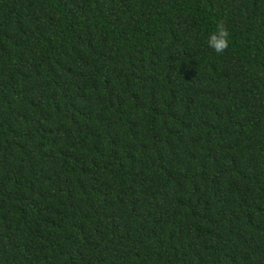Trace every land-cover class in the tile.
Listing matches in <instances>:
<instances>
[{
  "label": "trees",
  "instance_id": "16d2710c",
  "mask_svg": "<svg viewBox=\"0 0 264 264\" xmlns=\"http://www.w3.org/2000/svg\"><path fill=\"white\" fill-rule=\"evenodd\" d=\"M0 264H264V0H0Z\"/></svg>",
  "mask_w": 264,
  "mask_h": 264
},
{
  "label": "clouds",
  "instance_id": "9594fccd",
  "mask_svg": "<svg viewBox=\"0 0 264 264\" xmlns=\"http://www.w3.org/2000/svg\"><path fill=\"white\" fill-rule=\"evenodd\" d=\"M231 42L228 28L223 22L217 24L216 30L209 35L207 44L218 54H224Z\"/></svg>",
  "mask_w": 264,
  "mask_h": 264
}]
</instances>
